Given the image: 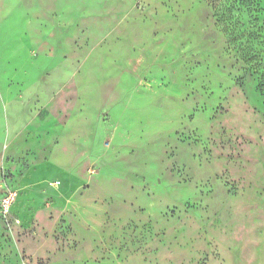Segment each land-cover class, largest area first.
Instances as JSON below:
<instances>
[{"label": "rangeland", "instance_id": "374dc122", "mask_svg": "<svg viewBox=\"0 0 264 264\" xmlns=\"http://www.w3.org/2000/svg\"><path fill=\"white\" fill-rule=\"evenodd\" d=\"M0 264H264V0H0Z\"/></svg>", "mask_w": 264, "mask_h": 264}, {"label": "built area", "instance_id": "2783aa9c", "mask_svg": "<svg viewBox=\"0 0 264 264\" xmlns=\"http://www.w3.org/2000/svg\"><path fill=\"white\" fill-rule=\"evenodd\" d=\"M15 198H16L15 191H9L2 197L0 201V207H1L2 213H4L5 215H8L10 213L11 206Z\"/></svg>", "mask_w": 264, "mask_h": 264}]
</instances>
